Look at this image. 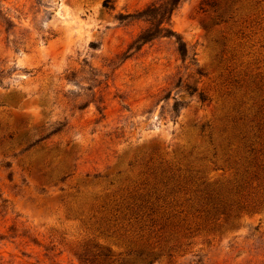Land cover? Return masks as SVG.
I'll return each mask as SVG.
<instances>
[{"label":"rangeland","instance_id":"rangeland-1","mask_svg":"<svg viewBox=\"0 0 264 264\" xmlns=\"http://www.w3.org/2000/svg\"><path fill=\"white\" fill-rule=\"evenodd\" d=\"M104 1L0 0V264H264V174L233 168L218 146L239 118L238 83L264 81V11L234 28L187 0L174 37L129 51L154 0ZM161 163L245 211L196 213L179 194L162 232L104 225L105 197L157 180Z\"/></svg>","mask_w":264,"mask_h":264},{"label":"trees","instance_id":"trees-1","mask_svg":"<svg viewBox=\"0 0 264 264\" xmlns=\"http://www.w3.org/2000/svg\"><path fill=\"white\" fill-rule=\"evenodd\" d=\"M185 1L187 0H154L137 15L145 17L150 27L132 41L128 50H139L141 46L160 35L174 37V32L170 28L171 16ZM103 7L106 10L113 9L108 0L103 2ZM199 9L203 13H210L219 24L243 28L263 15L264 0H202ZM117 19L119 21L133 20L136 19V15H118ZM176 43L177 52L184 61L188 57L187 48L181 39H177ZM245 77L247 78V75ZM238 87L241 92V106L239 109L237 106L239 118H232L231 125L222 128L218 146L225 163L231 164L233 168H242L247 174L252 175L253 179L258 180V176L264 174V81L256 75L248 78L247 81L243 80L238 83ZM188 90L191 89L188 88ZM244 100L245 102H243ZM199 101L204 104L210 99L199 94ZM248 104L250 113L249 117H246L240 109ZM174 111L177 112L176 104ZM245 117L247 118L246 123ZM204 130L205 126L202 127L201 132ZM153 152L154 156H158L157 151ZM213 155L216 156V152ZM153 160L154 158L151 156L148 163H153ZM160 165L161 173L159 176H155L158 178L157 180L155 179L151 183L145 181L137 186L130 182V185H122V188L117 189V195L105 197L103 205L100 206L101 215H104L100 220L104 225L125 221L128 226L131 223L138 225L140 232L144 227L152 229L160 227L157 233L162 232L166 227L172 226V222L170 223V217L165 220L160 219V212L163 211L164 214L167 208L169 210L174 208L173 204L176 201L173 198L179 194L188 196L186 202L192 204V209H195L196 206L199 207L195 210L196 213L200 212V208L206 209L210 205L214 209L224 205L223 212H228L229 216H236L238 212L245 211L246 203L241 198L230 204L228 196L224 197V193L222 194L223 189L210 187L204 182L198 185L193 178L186 175H179L175 179L170 166H165V164L163 166L162 163ZM180 171L179 169L178 172ZM190 187L194 190H191ZM226 192L232 197L239 194L236 192L235 195H231L230 190ZM137 254L140 257L155 255L149 252L145 253L144 250H139Z\"/></svg>","mask_w":264,"mask_h":264}]
</instances>
